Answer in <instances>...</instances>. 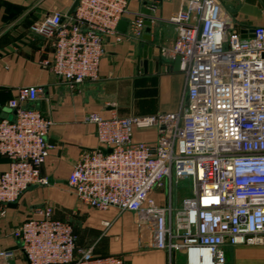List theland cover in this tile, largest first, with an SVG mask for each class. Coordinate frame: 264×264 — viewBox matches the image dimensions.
Returning a JSON list of instances; mask_svg holds the SVG:
<instances>
[{
	"label": "built area",
	"instance_id": "built-area-1",
	"mask_svg": "<svg viewBox=\"0 0 264 264\" xmlns=\"http://www.w3.org/2000/svg\"><path fill=\"white\" fill-rule=\"evenodd\" d=\"M130 1L78 0L71 12L31 24L30 35L52 42L53 57L43 67L71 88L97 80L105 37L140 38L161 0H139L149 13L130 12ZM180 1L167 19L176 36L157 48L165 59L180 58L177 108L85 114L96 126L98 146L82 151L67 182L82 205L132 212L139 244L163 250L167 264H176L179 254L185 264H226V244L264 246V26L238 28L218 0ZM125 13L133 18L124 36L117 26ZM44 91L20 86L8 102L12 116L0 119V153L10 159L0 175L1 204L45 181L41 166L53 122L34 105ZM151 128L155 141L133 139L135 130ZM186 177L190 193L176 208L173 186ZM160 189L167 194L163 204L153 196ZM40 214L14 230L28 264H123L118 254L79 247L72 223L53 217L51 206Z\"/></svg>",
	"mask_w": 264,
	"mask_h": 264
},
{
	"label": "crops",
	"instance_id": "crops-1",
	"mask_svg": "<svg viewBox=\"0 0 264 264\" xmlns=\"http://www.w3.org/2000/svg\"><path fill=\"white\" fill-rule=\"evenodd\" d=\"M233 18L236 26H264L262 0H218ZM75 0H0V119L11 117L8 102L20 86L37 85L44 94L34 104L53 124L48 133L50 152L41 166L44 182L31 185L18 200L0 203V264H28L21 242L14 230L30 218L40 217V210L51 206L53 217L69 220L79 247H93L97 255L118 254L123 264H167L166 253L139 244V231L130 211L115 207L98 210L78 202L68 186V175L85 149L98 146L96 126L83 120L85 114L98 112L104 117L148 115L177 108L183 88V74L173 70V60L160 56L157 48L171 43L176 31L167 19L177 12L180 0H161L152 12L154 18L146 32L138 39L124 37L116 42L114 36L105 37V54L100 59L98 79L85 81L71 88L49 69L43 67L45 59L53 57L52 42L29 33L31 24L41 21L55 11L71 12ZM129 11H142L139 0L129 2ZM132 13L122 15L123 25L118 32L126 35ZM149 34L150 39L142 37ZM143 44L152 47L151 69H143L140 59ZM154 56H158V66ZM154 128L135 130L134 140L155 141ZM10 167V159L0 153V175ZM165 190L153 193L159 204L164 203ZM121 213L125 225L118 219ZM115 214V215H114ZM89 221H88V220ZM109 221L104 226L103 221ZM98 229L93 235L85 227ZM111 234L107 244L102 239ZM90 237H89V236ZM226 263L264 264V246L230 245L225 247ZM2 251L11 252L2 256Z\"/></svg>",
	"mask_w": 264,
	"mask_h": 264
},
{
	"label": "rangeland",
	"instance_id": "rangeland-1",
	"mask_svg": "<svg viewBox=\"0 0 264 264\" xmlns=\"http://www.w3.org/2000/svg\"><path fill=\"white\" fill-rule=\"evenodd\" d=\"M190 188H191V179L189 177L188 178L186 177V178H183L182 180H180L178 186H173L172 204L174 207H176V208L180 207L182 197H184L190 193ZM165 197L167 198L166 193H165ZM113 217H114L113 219H115V220L119 218V223H120L121 227H123V225H125L124 217L121 215V213L116 214ZM85 228L87 229L89 235H90V233L93 235L94 233L98 232V229L93 228V226H90V225L89 226L87 225V227H85ZM110 237H111V234L106 235L102 239L101 244H103V243L107 244L108 241H110ZM176 264H185V260H184L183 255H180V254L178 255V260H177ZM226 264H234V263L228 259Z\"/></svg>",
	"mask_w": 264,
	"mask_h": 264
},
{
	"label": "water",
	"instance_id": "water-1",
	"mask_svg": "<svg viewBox=\"0 0 264 264\" xmlns=\"http://www.w3.org/2000/svg\"><path fill=\"white\" fill-rule=\"evenodd\" d=\"M78 0H75L73 6L71 7V11L74 9V7L76 6ZM264 2V0H262ZM142 12L144 13H149V10L147 8H143ZM145 25L147 26L146 32H149V26L151 24V21L149 19H145L144 20ZM124 22L122 20L119 21L118 25L121 26L123 25ZM242 33L244 32L243 29L240 30ZM33 35V34H32ZM244 36V34H242ZM33 36H37V35H33ZM143 39L145 40H149L150 36L149 34H145L143 37ZM151 58H152V47L151 46H147L146 44H143V53H142V58L140 59V64L142 65L143 69H151L152 67V63H151ZM153 59H155L156 62V67L158 66V56H154ZM179 64H180V58L179 56L175 57L173 65H172V69L173 70H178L179 69ZM108 152L110 151V149L107 150Z\"/></svg>",
	"mask_w": 264,
	"mask_h": 264
}]
</instances>
